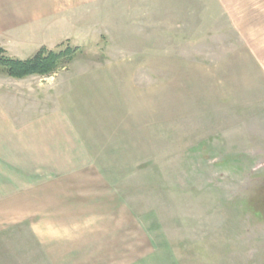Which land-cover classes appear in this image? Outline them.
Segmentation results:
<instances>
[{
	"label": "rangeland",
	"instance_id": "obj_1",
	"mask_svg": "<svg viewBox=\"0 0 264 264\" xmlns=\"http://www.w3.org/2000/svg\"><path fill=\"white\" fill-rule=\"evenodd\" d=\"M22 12L10 56L79 52L50 77L0 74L7 96L81 120L99 165L148 161L135 184L179 264H264V0H25Z\"/></svg>",
	"mask_w": 264,
	"mask_h": 264
},
{
	"label": "crops",
	"instance_id": "obj_2",
	"mask_svg": "<svg viewBox=\"0 0 264 264\" xmlns=\"http://www.w3.org/2000/svg\"><path fill=\"white\" fill-rule=\"evenodd\" d=\"M24 3L0 0V47L22 32ZM7 95L0 82V264H179L135 184L148 161L99 165L81 120Z\"/></svg>",
	"mask_w": 264,
	"mask_h": 264
},
{
	"label": "trees",
	"instance_id": "obj_3",
	"mask_svg": "<svg viewBox=\"0 0 264 264\" xmlns=\"http://www.w3.org/2000/svg\"><path fill=\"white\" fill-rule=\"evenodd\" d=\"M77 52L78 49L70 48L59 52L42 48L32 58L23 60L10 56L0 47V74L17 80L32 76L50 77L73 61Z\"/></svg>",
	"mask_w": 264,
	"mask_h": 264
}]
</instances>
